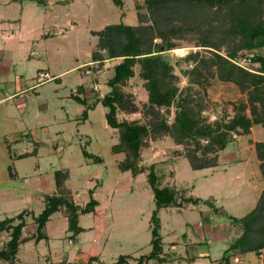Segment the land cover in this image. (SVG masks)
<instances>
[{"label": "rangeland", "instance_id": "374dc122", "mask_svg": "<svg viewBox=\"0 0 264 264\" xmlns=\"http://www.w3.org/2000/svg\"><path fill=\"white\" fill-rule=\"evenodd\" d=\"M55 1L40 0V4L17 0L14 8L0 6V18L20 22L18 27H5L7 35H14L4 55L10 54L15 66L11 70L24 77L21 85L26 90L8 102L15 117L11 135L0 117V221L24 210L38 215L44 208L45 195L63 194L83 207L92 190L98 205L94 212L78 215L77 225L82 230L76 235L68 230L61 211L53 214L44 227L46 239L35 242L32 238L21 243L13 264H113L121 255L131 257L126 264H135V258L150 251V216L154 209L153 193L147 183L150 166L160 176V186L182 190L184 197L203 202L158 211L163 251L170 258L163 263L143 264H223V251L237 237L228 216L241 218L249 213L264 189L254 151V143H264V130L254 125L249 135L233 136L235 140L218 153V165L201 170L191 169L187 160L192 150L189 146L177 145L169 136L148 139L139 160L143 173L132 176L128 171L121 172L118 164L124 154L111 152L118 135L107 126L106 108L98 101L109 91L105 81L112 75L115 61L99 65L90 62L97 42L93 33L114 23L137 24V6L143 0H124L122 9L110 0L54 4ZM202 50L205 49L182 44L164 56L175 64L188 53ZM237 63L254 69L243 59ZM184 68L181 64L175 71L180 74ZM45 74L49 78H44ZM128 83L124 91L133 95L138 112H119L117 117L144 122L143 81L136 74ZM185 83L186 78L181 77L180 86ZM195 88L194 98L210 121L245 99L235 85L216 77L209 78L204 87ZM73 95L85 99V104L78 103ZM2 109L0 105V113ZM85 110L87 117L83 120ZM162 112L169 121L172 119L173 107ZM1 138L10 143L7 153ZM32 150L35 153L28 157L15 158ZM82 150L102 162L91 163ZM58 170H67L63 191L55 185L54 172ZM10 173H15L14 180L8 177ZM31 235H35V225L28 216L21 236ZM7 239L8 234L1 233L0 247ZM240 256L232 258L230 264H264V252L260 256Z\"/></svg>", "mask_w": 264, "mask_h": 264}, {"label": "trees", "instance_id": "16d2710c", "mask_svg": "<svg viewBox=\"0 0 264 264\" xmlns=\"http://www.w3.org/2000/svg\"><path fill=\"white\" fill-rule=\"evenodd\" d=\"M110 1L119 9L124 7V0ZM137 8V24L114 23L93 33L97 42L90 57V62L96 65L115 61L112 75L105 81L109 91L98 101L106 108L104 118L107 126L118 135V142L111 147V152L124 154L118 168L121 172H130L132 176L143 173L144 168L139 166L142 148L148 139L156 140L164 136L171 137L177 145L192 149L187 156L191 169L215 168L218 153L236 136L249 135L254 125L264 130V0H143ZM182 44L206 51L188 53L172 64L164 54ZM240 59L254 65V69L240 66L237 63ZM181 64L185 68L178 74L175 68ZM136 74L143 81L146 92V100L141 102L145 121L119 120V112H138L135 98L124 91ZM181 77L186 78L183 86H180ZM212 77L232 83L245 94V99L233 103L230 112L224 110L221 117L210 121L202 115L203 109L194 98V90L196 86L204 87ZM73 98L85 104V99L77 95ZM170 107H173V117L169 121L162 111ZM82 117L86 119L87 110L83 111ZM254 151L264 178V143H254ZM34 153L35 150H32L15 158ZM82 155L91 163L102 162L86 150H82ZM9 176L13 177V174ZM66 179L67 170L54 172L58 190L63 191ZM159 180L154 166H150L147 183L154 200L150 216V251L135 258V264L147 261L163 263L170 258L163 251L159 233L157 213L160 209L194 207L203 202L184 197L182 190L162 187ZM89 195L90 199L83 207L63 194L45 195L44 208L38 215L24 210L1 220L0 235L6 232L8 239L0 247V261L13 264L21 243L32 238L35 242L46 239L45 224L58 211L66 217L68 230L73 235L79 234L82 229L77 225L78 215L94 212L98 205L92 197V190H89ZM204 203L213 207L209 201ZM214 211L218 212L217 209ZM28 216L35 225V235L23 238L21 233ZM228 218L236 228L237 237L223 251L221 262L230 264L232 258L246 253L260 256L264 250V189L249 213L241 218L230 215ZM129 258L121 255L113 264H126Z\"/></svg>", "mask_w": 264, "mask_h": 264}, {"label": "crops", "instance_id": "0c3cea01", "mask_svg": "<svg viewBox=\"0 0 264 264\" xmlns=\"http://www.w3.org/2000/svg\"><path fill=\"white\" fill-rule=\"evenodd\" d=\"M16 1L17 0H0V6H5L6 8H14ZM33 1H36L37 3L41 4L40 0H33ZM61 2L66 3L64 2V0H56L54 4H59ZM19 10H21V7H19ZM11 25L18 27L20 25V22L18 19L9 18V17L3 18V16H1L0 18V105L3 106V109L0 113V117H1L2 123H6L9 126L8 129H9L10 135L12 133L11 131L13 130L10 125L13 124L15 117L12 115V111H11V108L8 102L11 99L16 98L18 94H23L24 92H26V90H23V87L21 85V80H23L24 77L21 74L16 75V73L11 70V67H14V70H15V66H13L14 62L11 59L10 54H8L7 56L4 55L5 50L8 47V40L11 39L14 35L13 33H10L7 35L5 27L6 26L10 27ZM1 42H2V46H1ZM11 74H14V77L11 76ZM5 86H7L8 88L5 89ZM25 87L27 86L25 85ZM16 107H23V105L17 104ZM1 139L2 141L4 140V138H1ZM3 144H4L3 146L5 148L6 153L9 152L10 143L4 140ZM8 148H9V151H8ZM12 174L13 176H15V173H12ZM8 177L11 178L10 176ZM9 189L13 190V188H9ZM263 252L264 250H262L261 254Z\"/></svg>", "mask_w": 264, "mask_h": 264}, {"label": "built area", "instance_id": "2783aa9c", "mask_svg": "<svg viewBox=\"0 0 264 264\" xmlns=\"http://www.w3.org/2000/svg\"><path fill=\"white\" fill-rule=\"evenodd\" d=\"M177 54V53H176ZM179 56H184V54H179ZM42 76V75H41ZM44 78H49L47 74L43 75Z\"/></svg>", "mask_w": 264, "mask_h": 264}]
</instances>
